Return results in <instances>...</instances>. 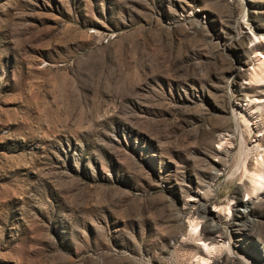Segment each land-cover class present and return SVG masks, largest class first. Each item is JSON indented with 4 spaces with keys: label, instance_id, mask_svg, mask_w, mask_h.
<instances>
[{
    "label": "rangeland",
    "instance_id": "374dc122",
    "mask_svg": "<svg viewBox=\"0 0 264 264\" xmlns=\"http://www.w3.org/2000/svg\"><path fill=\"white\" fill-rule=\"evenodd\" d=\"M261 33L264 0H0V264H198L189 215L264 264Z\"/></svg>",
    "mask_w": 264,
    "mask_h": 264
},
{
    "label": "bare ground",
    "instance_id": "6f19581e",
    "mask_svg": "<svg viewBox=\"0 0 264 264\" xmlns=\"http://www.w3.org/2000/svg\"><path fill=\"white\" fill-rule=\"evenodd\" d=\"M250 40L254 43V45H257L259 42L262 43V42H264V33L252 34V38L250 37ZM251 44H250V47L252 46ZM252 59H253L255 65H254L252 71L250 72V75H251L250 81L251 80L254 81L255 82L254 85L256 87H261L264 84V78H263L264 77V53H263V51L256 49L252 54ZM262 91H263V89H262ZM260 93H261V91H260ZM254 98H255L254 103H256V106L255 107L249 106L250 107V114L258 113V117L263 118V116H262L263 112L261 111L262 109L258 105L259 104L264 105V96L259 95V96H256ZM260 131H262V129H260ZM222 133H224V132H222ZM225 135H227V134H223L222 138H220V140L218 142V144H220L221 147L226 146L227 141H228V143H230V141H229L230 138H226ZM257 140H259L261 143L264 142V132L258 134ZM226 147H228V146H226ZM217 150H219V149H217ZM217 152H220V151H217ZM242 152H243V150L241 149L240 154ZM240 169L242 171L240 178L245 177L244 179L247 181V186H246L247 189L245 191L246 196H248L249 194H251V195L256 194L260 190H262V192H264V152L259 153L258 158H256L252 162L248 163L245 159H243L241 161ZM252 197H255V196H252ZM249 198L250 197H247V200ZM189 200H194V199L190 198ZM214 207H215V209H217L219 211L221 209V206H219V205H214ZM223 209L226 210V216L230 215L232 212L229 204L226 207H224ZM187 217H188V222L190 223V229L187 231L188 232V238H193L195 236V239H196L197 244H198V246H197V249H198L197 262H198V264H209V261L212 259L213 255H215V253H217L219 251V247H221L222 243L219 239H215L218 236L211 237V236H203L202 235L201 229H203L202 228L203 225L200 227V229H197L198 225L200 224L197 217H195L193 215H191V216L189 215ZM193 222H194V224H192ZM209 225L210 226H208V228H207V226H205V228H206L205 230L214 231V230L218 229L217 224L215 222H212ZM215 260H217V259H215Z\"/></svg>",
    "mask_w": 264,
    "mask_h": 264
}]
</instances>
